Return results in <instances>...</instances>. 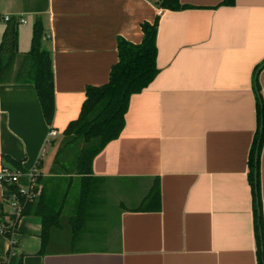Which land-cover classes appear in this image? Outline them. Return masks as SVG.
Returning a JSON list of instances; mask_svg holds the SVG:
<instances>
[{"label": "crops", "instance_id": "1", "mask_svg": "<svg viewBox=\"0 0 264 264\" xmlns=\"http://www.w3.org/2000/svg\"><path fill=\"white\" fill-rule=\"evenodd\" d=\"M157 1L46 0L35 12L0 14V35L6 15L26 21L19 27L23 55L35 21H43V46L55 75L52 125L33 84L0 85V172L10 166L5 157L26 172L37 170L45 195L63 207L67 179L81 177L58 168L66 160L55 159L59 139L78 119L87 87L109 82L119 61L118 40L141 44V25L160 16L159 73L132 96L123 132L93 161L96 193L113 203L111 234L94 237L92 214L73 237L71 218L61 217L41 253V219L31 213L19 220L13 237L12 251L22 264H258L248 174L260 127L256 78L264 103V0H235L233 6L180 0L193 7L181 11L159 9ZM26 14L34 17L32 28L22 27L29 23ZM260 183L264 224V138ZM157 184L161 211H141ZM3 193L0 184V203ZM11 247L0 231V258Z\"/></svg>", "mask_w": 264, "mask_h": 264}, {"label": "trees", "instance_id": "2", "mask_svg": "<svg viewBox=\"0 0 264 264\" xmlns=\"http://www.w3.org/2000/svg\"><path fill=\"white\" fill-rule=\"evenodd\" d=\"M234 3L235 0H223L221 5L233 6ZM155 4L159 9L172 11L193 8L182 4L180 0H158ZM159 20L160 16H157L153 23L144 22L141 25L144 38L139 45L132 44L122 38L118 40L119 61L111 69L109 82L102 86L87 87L86 100L78 119L71 122L63 133V137L68 141L59 150L57 156L78 140H83L88 145L78 157L77 174L81 177V191L78 212L70 219L73 237H78L83 232L88 208L97 192V179L93 177L92 173L94 158L110 142L119 138L125 128V117L132 96L148 88L159 73L157 66ZM19 26V21L13 17L12 20L6 22L0 35V85L8 81L14 71L17 59L22 57L21 66L13 80L35 86L44 118L48 125H52L55 117V75L51 53L43 46L46 30L43 21L37 19L33 26L30 51L23 55L19 52ZM262 66L264 63L259 69ZM255 84L259 91L257 113L260 127L250 157L248 180L253 193L258 264H264V224L260 183V155L264 138V103L261 100L257 78ZM5 160L10 166H4V168L24 171L19 163L9 157H5ZM38 179L41 182V177ZM20 183L25 185L26 178H21ZM2 186L4 193L3 201L0 203V230L12 242V247L5 257L0 258V261L9 259L6 264H22V260L18 259L12 251L17 246L16 243H13V236L17 232L19 220L31 213L41 219L40 237L41 253H43L49 244L51 230L59 227L61 223L64 207L63 205L59 206L57 201H53L45 195V191L41 188L39 199L36 202L27 203L21 218L17 220L16 227H11L4 220L6 215L4 209L8 207V212L11 213L8 203L12 195L19 194V185L5 182ZM161 205V192L159 184H157L142 201L140 210L159 212L162 208ZM13 216L14 220L16 216Z\"/></svg>", "mask_w": 264, "mask_h": 264}, {"label": "rangeland", "instance_id": "3", "mask_svg": "<svg viewBox=\"0 0 264 264\" xmlns=\"http://www.w3.org/2000/svg\"><path fill=\"white\" fill-rule=\"evenodd\" d=\"M2 8H0V14L8 11L15 10L14 8H20L23 12H35L38 9H44L46 6V0H3ZM25 17L29 20L28 25H22V27H30L33 26V16L26 14ZM20 27V26H19ZM21 27V28H22ZM16 69V68H15ZM18 70H14L13 73L9 76L8 80H13L15 73ZM68 139L62 137L59 139L58 143L60 144V149L67 143ZM88 145L83 140H78L77 142L69 145L62 154H56L57 160H60L61 157L66 160L63 163V166H59L58 168L62 170L63 174H70L73 176L78 175V157L81 154L83 149H86ZM52 150L49 148L48 158L52 155ZM41 175L39 174L38 178ZM67 183L65 184V188H68L64 194H68L66 204L63 210L62 218L63 220H69L72 216H75L78 212V204L80 200V191H81V179L74 178L73 180L67 179ZM37 187H42V183L39 182L38 179ZM62 196V195H61ZM63 197V196H62ZM103 200L102 195H94L92 202L90 203V207L88 209L87 215L89 217L94 214V219L89 221V226L91 229H94V237L97 239L105 238L108 234H111V221L113 218V207L112 202L106 198V202H101ZM105 200V199H104ZM100 201V202H99ZM98 203V204H97ZM97 205V206H95ZM133 206V205H131ZM92 212V213H91ZM4 213L6 214L4 220L11 226L16 227L18 217L14 220L12 219L11 213L8 212L7 209H4ZM14 217V216H13ZM63 225H66L67 222ZM16 234V233H15ZM14 234V235H15ZM14 237V236H13Z\"/></svg>", "mask_w": 264, "mask_h": 264}, {"label": "built area", "instance_id": "4", "mask_svg": "<svg viewBox=\"0 0 264 264\" xmlns=\"http://www.w3.org/2000/svg\"><path fill=\"white\" fill-rule=\"evenodd\" d=\"M13 16L6 15L3 20L8 22L12 20ZM19 21V20H18ZM19 23H26V21L21 20ZM57 132L52 131L50 136H56ZM39 173L37 170L33 171H20V170H10L9 168H3L0 172V184L9 183L18 186V193L11 196L9 200V208L12 215L21 218V214L27 203L36 202L40 196L41 187H37ZM21 178H26L27 183L25 185L21 184ZM21 198V199H20ZM1 231V230H0ZM2 232V231H1ZM9 259L0 261V264H6Z\"/></svg>", "mask_w": 264, "mask_h": 264}]
</instances>
